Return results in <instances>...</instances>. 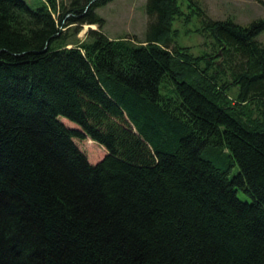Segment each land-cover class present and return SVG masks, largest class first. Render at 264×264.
Masks as SVG:
<instances>
[{"label": "trees", "instance_id": "obj_1", "mask_svg": "<svg viewBox=\"0 0 264 264\" xmlns=\"http://www.w3.org/2000/svg\"><path fill=\"white\" fill-rule=\"evenodd\" d=\"M109 1L0 0V264H264V21L146 0L143 41H67Z\"/></svg>", "mask_w": 264, "mask_h": 264}, {"label": "rangeland", "instance_id": "obj_2", "mask_svg": "<svg viewBox=\"0 0 264 264\" xmlns=\"http://www.w3.org/2000/svg\"><path fill=\"white\" fill-rule=\"evenodd\" d=\"M30 8H37L44 0H24ZM212 21L232 20L235 24L245 26L252 21H264V0H191ZM146 0H111L95 9V13L102 19L100 27L82 25L71 27L62 32L68 42L84 41L89 30L101 31L108 39L134 37L137 41L145 39L148 27V17L145 13ZM181 16L172 24V32L176 35L179 45L191 47L194 54L209 51L210 40L203 38L198 32L199 22L192 16L185 4H181ZM56 16V15H55ZM260 40L264 42V35ZM67 48H71L68 46ZM67 126L76 127L64 118ZM77 146L86 154L92 164L98 163L106 154L105 150L89 139L76 141ZM237 168L233 167L230 175H235ZM241 201L251 202L249 195L243 191L237 192Z\"/></svg>", "mask_w": 264, "mask_h": 264}]
</instances>
